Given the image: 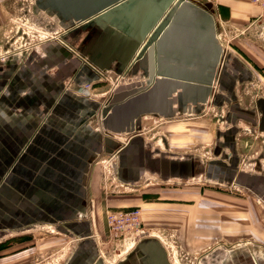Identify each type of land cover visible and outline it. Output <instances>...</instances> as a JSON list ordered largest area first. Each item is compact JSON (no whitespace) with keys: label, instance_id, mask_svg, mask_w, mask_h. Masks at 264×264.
I'll return each mask as SVG.
<instances>
[{"label":"rangeland","instance_id":"obj_1","mask_svg":"<svg viewBox=\"0 0 264 264\" xmlns=\"http://www.w3.org/2000/svg\"><path fill=\"white\" fill-rule=\"evenodd\" d=\"M67 1L69 10L62 7L63 0H15L14 21L9 24L15 29L0 47V64L39 60L46 45L65 43L74 51L67 59L77 65L86 59L102 75L95 83L84 84L90 99L77 93L73 78L66 77L64 88L73 98L99 107L112 99L120 101L115 95L121 91L149 88V77L141 82L122 78L123 68L113 70V19L103 24L78 20L100 1ZM79 32L84 34L82 42ZM216 38L223 52L219 60L208 63L215 76L203 99L197 96L191 103L184 93L175 94L166 115L139 116L134 132L115 136L125 142L135 136L144 139V153L136 150L134 155L138 153L137 162L143 161L142 166L148 162L149 167L133 186L121 184L113 170V192L123 191L134 200L125 211L142 212L141 228L122 249L135 246L128 256L118 260L119 246H104L115 264H254L253 253L264 264V43L244 39L259 49L253 60H245L223 48L217 33ZM49 71L58 73V68ZM0 85L2 91L5 84ZM191 107L193 112L188 111ZM92 122L98 125L99 118L94 116ZM133 234L112 237L119 245ZM147 234L159 236L165 245L153 238L139 243ZM29 236L34 240L27 247H36V258L29 264H62L76 244L46 226L25 230L15 239ZM4 237L14 240L10 233Z\"/></svg>","mask_w":264,"mask_h":264},{"label":"crops","instance_id":"obj_2","mask_svg":"<svg viewBox=\"0 0 264 264\" xmlns=\"http://www.w3.org/2000/svg\"><path fill=\"white\" fill-rule=\"evenodd\" d=\"M14 1L0 0V47L5 46L6 37L15 29L9 25L14 21ZM151 1L156 6L163 3ZM190 1L195 9L208 11L214 17L223 48L253 60L259 49L245 41L255 38L250 28L264 21V11L249 0ZM151 4L126 14L130 23L146 22L153 9ZM83 35L78 33V41L82 42ZM137 35L139 31L134 27L128 30L113 26V70L123 68L122 78L136 77L141 81L149 77L150 64L146 56L136 58ZM71 52L74 51L65 43L46 45L39 60L0 64V84H5L0 91V264L32 263L36 247L26 244L34 239L15 238L39 226L55 227L76 243L62 264H115L104 246H119L122 254L117 255L118 260L135 247L122 251L135 234L119 240L118 245L109 235L106 215L133 207L132 197L123 191L113 192V170L125 186H133L141 179L149 170L148 162L142 166L143 161L137 162L138 153H134H144L145 140L136 136L127 142L117 140L115 136L123 132L113 130V110L109 112L110 122L102 116L107 103L95 107L65 90L64 79L70 76L77 93L90 99L84 84L95 83L97 75L102 77L86 59L80 57L78 65L67 59ZM157 64L155 54V67ZM55 67L58 73L49 71ZM139 91H121L115 98L125 103ZM22 114L29 118L16 116ZM94 116L99 118L98 125L92 122ZM176 176L179 175L173 174ZM7 233L14 240H7ZM145 235L139 243L153 238L165 245L159 236ZM21 241L24 248L14 246ZM252 258L254 264H261L255 253Z\"/></svg>","mask_w":264,"mask_h":264},{"label":"water","instance_id":"obj_3","mask_svg":"<svg viewBox=\"0 0 264 264\" xmlns=\"http://www.w3.org/2000/svg\"><path fill=\"white\" fill-rule=\"evenodd\" d=\"M63 1L62 7L69 10L68 1ZM99 1L96 8L78 20L103 24L113 19V26L119 29L136 28L139 31L134 44L135 51L139 49L136 58L141 60L146 56L150 64L149 83L152 85L149 88L125 103L113 101L104 107L102 116L107 122L113 110V130L128 134L135 131L139 116L166 115L171 104L169 98L176 95L184 93L188 102L195 103L197 96L203 99V95L208 94L215 76L208 63L219 60L223 52L216 38V21L208 11L195 9L190 0H163L159 6L151 4V0ZM149 4L153 9L147 21L131 24L126 14ZM250 30L256 41L264 43V21L260 25L253 24ZM155 54L158 55L157 67ZM188 111L193 112L192 107Z\"/></svg>","mask_w":264,"mask_h":264},{"label":"built area","instance_id":"obj_4","mask_svg":"<svg viewBox=\"0 0 264 264\" xmlns=\"http://www.w3.org/2000/svg\"><path fill=\"white\" fill-rule=\"evenodd\" d=\"M214 2L216 0H207ZM254 6L264 11V0H249ZM106 222L111 236H119L123 234H133L141 228L142 212L140 208H132L130 210L112 213L106 215Z\"/></svg>","mask_w":264,"mask_h":264},{"label":"flooded vegetation","instance_id":"obj_5","mask_svg":"<svg viewBox=\"0 0 264 264\" xmlns=\"http://www.w3.org/2000/svg\"><path fill=\"white\" fill-rule=\"evenodd\" d=\"M259 105L261 106V103H259Z\"/></svg>","mask_w":264,"mask_h":264}]
</instances>
